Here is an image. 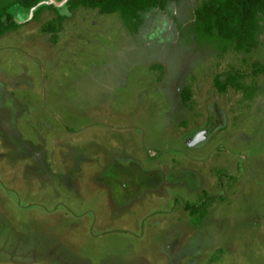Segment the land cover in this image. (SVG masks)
Listing matches in <instances>:
<instances>
[{"label": "rangeland", "instance_id": "374dc122", "mask_svg": "<svg viewBox=\"0 0 264 264\" xmlns=\"http://www.w3.org/2000/svg\"><path fill=\"white\" fill-rule=\"evenodd\" d=\"M201 1L144 11L134 33L117 13L42 0L67 16L56 40L41 32L54 11L12 8L0 264H264V17L253 52L223 53L195 38ZM234 68L252 98L216 86ZM189 202H206L197 225Z\"/></svg>", "mask_w": 264, "mask_h": 264}, {"label": "trees", "instance_id": "16d2710c", "mask_svg": "<svg viewBox=\"0 0 264 264\" xmlns=\"http://www.w3.org/2000/svg\"><path fill=\"white\" fill-rule=\"evenodd\" d=\"M42 0H0V37L9 30L18 29L22 26L15 19L12 8L19 7L22 12H29L35 7L33 18L45 9H51L56 16L46 20L41 26L42 33H52L56 40L58 32L62 28V20L67 18L54 4L43 3ZM178 0H67V8L74 11L78 8L96 9L101 14L117 13L121 16L131 32H137L142 25L141 13L151 8L165 9L169 2ZM39 5V6H38ZM193 32L200 43L210 42L217 46L221 52L231 50L249 54L259 45V33L261 31V20L264 17V0H202L194 10ZM163 70L162 65L156 66ZM236 68L225 74L215 77L216 86L221 92L232 87L243 91L245 96L252 98L258 89L257 82L250 86L242 82L244 77ZM264 72V64L254 62V78ZM192 100V88L186 85L182 92V101L189 104ZM206 204V202L204 203ZM201 204H187L192 215V221L197 225L206 215V207Z\"/></svg>", "mask_w": 264, "mask_h": 264}, {"label": "water", "instance_id": "95a60500", "mask_svg": "<svg viewBox=\"0 0 264 264\" xmlns=\"http://www.w3.org/2000/svg\"><path fill=\"white\" fill-rule=\"evenodd\" d=\"M35 7L33 8V11H34Z\"/></svg>", "mask_w": 264, "mask_h": 264}, {"label": "bare ground", "instance_id": "6f19581e", "mask_svg": "<svg viewBox=\"0 0 264 264\" xmlns=\"http://www.w3.org/2000/svg\"><path fill=\"white\" fill-rule=\"evenodd\" d=\"M31 9H33V8H31Z\"/></svg>", "mask_w": 264, "mask_h": 264}]
</instances>
